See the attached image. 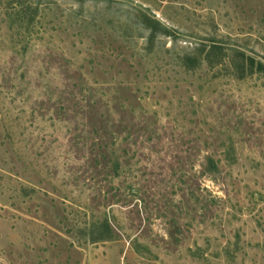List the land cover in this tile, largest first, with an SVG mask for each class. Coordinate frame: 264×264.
Masks as SVG:
<instances>
[{"label":"rangeland","instance_id":"374dc122","mask_svg":"<svg viewBox=\"0 0 264 264\" xmlns=\"http://www.w3.org/2000/svg\"><path fill=\"white\" fill-rule=\"evenodd\" d=\"M207 40L264 57V0H0V264H264V77Z\"/></svg>","mask_w":264,"mask_h":264},{"label":"trees","instance_id":"16d2710c","mask_svg":"<svg viewBox=\"0 0 264 264\" xmlns=\"http://www.w3.org/2000/svg\"><path fill=\"white\" fill-rule=\"evenodd\" d=\"M146 19V18H145ZM147 20L144 21V25L150 29L148 36V42L153 44L158 33L168 34L169 31L166 27L160 25L158 21H155L159 26V30L155 26L147 25ZM152 47V46H151ZM181 66L186 70H194L206 64L209 67L225 68L227 74L236 78L237 80H244L254 75L264 77V57L258 55L249 54L244 49L238 48L230 43L218 40L199 41L194 45H190V48H186L182 54L177 55ZM119 160L115 158L113 161L114 170L117 169ZM214 169V164L211 165ZM94 229L90 231V240L92 242L109 240L111 238V229L107 220L103 221L101 225L97 224L92 226Z\"/></svg>","mask_w":264,"mask_h":264}]
</instances>
